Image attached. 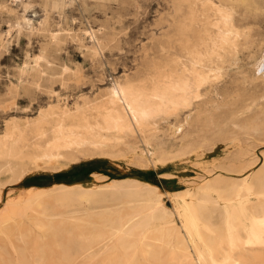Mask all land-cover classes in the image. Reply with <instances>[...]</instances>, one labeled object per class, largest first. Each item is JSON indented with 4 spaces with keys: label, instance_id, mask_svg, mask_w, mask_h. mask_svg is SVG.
Returning a JSON list of instances; mask_svg holds the SVG:
<instances>
[{
    "label": "bare ground",
    "instance_id": "bare-ground-1",
    "mask_svg": "<svg viewBox=\"0 0 264 264\" xmlns=\"http://www.w3.org/2000/svg\"><path fill=\"white\" fill-rule=\"evenodd\" d=\"M46 1L62 14L76 0ZM170 9L160 23L165 38L145 47L152 52L136 74L73 106L58 99L36 116L6 121L0 131V264H264V151L256 156L253 145L264 146V0H172ZM31 27L42 33L48 26ZM107 28L86 30L93 57L114 34L115 27L110 34ZM11 32L1 36V46ZM50 36L55 45L63 41ZM52 57L45 49L35 57L34 72L29 63L21 68L22 80L10 89L15 104L46 84L54 93L55 80L64 85L71 78V66L56 71ZM244 57L247 69L224 85ZM172 118L167 135L181 134L183 141L168 149L161 124ZM227 142L239 146L229 161L184 178L183 189L165 193L142 179L95 173L90 183L35 185L4 196L39 166L88 155L157 165Z\"/></svg>",
    "mask_w": 264,
    "mask_h": 264
},
{
    "label": "rangeland",
    "instance_id": "rangeland-1",
    "mask_svg": "<svg viewBox=\"0 0 264 264\" xmlns=\"http://www.w3.org/2000/svg\"><path fill=\"white\" fill-rule=\"evenodd\" d=\"M171 2L172 0H111V4L103 6L95 0H88L87 3L76 0L67 5L61 14L46 0H0V39L6 32L12 31L6 45L1 46L0 43V131L12 116H36L41 107L56 103L58 99H66L73 106L83 97L101 94L115 79L140 71L152 52L147 53L145 47H152L155 40L165 38L166 29L160 23L170 12ZM39 22L48 26L46 31L36 33L32 29L31 24ZM104 25L108 26L105 31L109 34L112 27H115L114 34L109 41L103 39L105 48L98 50L93 57L88 47L93 46V40L86 30L99 29ZM52 33L60 34L63 43L53 44L50 36ZM45 49L53 55L49 65L54 70L68 64L73 75L64 85L55 80L54 93L49 91L50 86L46 84L35 89L32 96L22 94L15 104L10 89L15 82L22 80L19 71L29 63L28 71L34 72L35 57ZM248 62L249 59L244 57L240 64L233 66L224 85H231L240 76L239 73L247 69ZM26 81L27 77L23 79L24 83ZM186 114L183 113L182 119ZM175 122L176 119L172 118L161 124L162 131L166 133L163 139L167 141L168 149L180 146L183 141L181 134L167 135L168 127ZM253 145H257L255 155L262 157L263 143L258 141ZM238 147L235 142L219 143L205 153L189 154L157 165L145 159L147 161L142 166L125 159L81 156L72 162L29 170L21 183L5 189L4 196L7 198L23 194L35 185L90 183L95 180V173L108 175L110 178L142 179L159 186L166 193L186 187L183 182L186 177H201L203 167L228 162ZM151 149L154 150L153 147ZM165 200L172 206L169 198L166 197Z\"/></svg>",
    "mask_w": 264,
    "mask_h": 264
}]
</instances>
